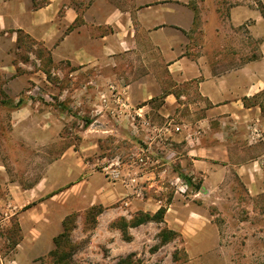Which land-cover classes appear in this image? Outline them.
<instances>
[{"label": "rangeland", "instance_id": "1", "mask_svg": "<svg viewBox=\"0 0 264 264\" xmlns=\"http://www.w3.org/2000/svg\"><path fill=\"white\" fill-rule=\"evenodd\" d=\"M21 1L37 9L50 0L0 5ZM66 1L67 10L78 11V25L94 4L103 11L130 6ZM15 37L0 32V264H52L54 238L68 217L69 239L59 251L72 252L73 264H264V190L249 194L231 169L212 182L222 190L194 196L202 178L177 177L182 166L168 157V145L156 143L161 133L123 111L124 93L138 89L135 54H125L115 76L104 65L57 60L22 30ZM160 71L170 84L165 65ZM148 198L163 200V221L133 226L156 213ZM165 230L173 234L162 241Z\"/></svg>", "mask_w": 264, "mask_h": 264}, {"label": "crops", "instance_id": "2", "mask_svg": "<svg viewBox=\"0 0 264 264\" xmlns=\"http://www.w3.org/2000/svg\"><path fill=\"white\" fill-rule=\"evenodd\" d=\"M66 2L50 0L37 9L28 1L2 4L0 32L13 40L22 30L52 48L57 60L104 65L115 76L125 54H135L130 63L141 71L138 89L124 93L123 111L161 133L155 142L168 145V157L181 164L177 177L202 178L194 196L222 190L212 182L231 169L249 194L264 190V15L254 0H130L128 8L104 11L94 4L79 25L78 11L67 10ZM144 203L156 211L163 200Z\"/></svg>", "mask_w": 264, "mask_h": 264}, {"label": "trees", "instance_id": "3", "mask_svg": "<svg viewBox=\"0 0 264 264\" xmlns=\"http://www.w3.org/2000/svg\"><path fill=\"white\" fill-rule=\"evenodd\" d=\"M262 12L264 15V9L262 8ZM201 185H196L195 188L196 189H200ZM166 213V207L162 206L160 207L156 213H154L153 215L149 214V213H144L142 216L138 217L137 219H134L133 221V226H137L140 224H143L147 221H163L164 216ZM72 219H70V217H68L67 219L64 220L63 223V227L64 230L62 233H60L57 237L54 238V242L56 245V248L52 251H50V256L52 258V264H73L72 262V257H73V253L70 251H59V248L61 247V242L62 240H67L69 239V234H70V230L71 228L69 227V224L71 223ZM125 227V225H124ZM173 234L172 231L170 230H165L161 232V237H162V241H167L170 236ZM15 245L19 244V240H14L13 241ZM126 260H128L127 258L121 259L120 263H125Z\"/></svg>", "mask_w": 264, "mask_h": 264}]
</instances>
